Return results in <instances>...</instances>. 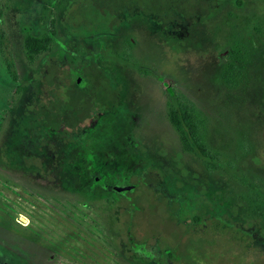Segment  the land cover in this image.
<instances>
[{
  "label": "rangeland",
  "instance_id": "1",
  "mask_svg": "<svg viewBox=\"0 0 264 264\" xmlns=\"http://www.w3.org/2000/svg\"><path fill=\"white\" fill-rule=\"evenodd\" d=\"M0 14V264H264V0H0ZM48 31L30 59L27 33ZM168 85L222 166L183 149Z\"/></svg>",
  "mask_w": 264,
  "mask_h": 264
},
{
  "label": "trees",
  "instance_id": "2",
  "mask_svg": "<svg viewBox=\"0 0 264 264\" xmlns=\"http://www.w3.org/2000/svg\"><path fill=\"white\" fill-rule=\"evenodd\" d=\"M1 16V14H0ZM55 41V35L53 32L48 31L45 35L41 37H36L32 35L31 33H27L25 37V49L27 51V55L30 59H33L36 55H38L41 52L47 51L49 49V45ZM88 53L85 55L86 58H82L81 61L84 63L83 65L85 66H91V65H96L97 61L103 56L101 55V50L98 48L94 55L91 56ZM92 60H90V59ZM88 64V65H87ZM235 69V66H229L228 69L226 70L224 77L225 81L228 83V78L231 77L233 70ZM86 73L83 72V70L79 71V77H84ZM79 83V82H78ZM79 86H82L79 83ZM52 87L48 88L47 90H51ZM166 93L169 96V109H168V118L171 123V125L179 132L180 138H181V143L182 147L185 151L195 153L197 154L201 159H203L206 162V165L209 167L210 170H214L217 166L222 164H219V160L216 157L214 153H212L207 146L205 145L204 141L202 138L199 136L200 131H199V121L198 119V114L197 112L191 107L189 101L185 96L177 92V90L168 85L166 87ZM47 106V105H46ZM50 119V117H49ZM51 131H56L54 129H51L49 126L47 127ZM155 174L151 176L152 182H147L146 184H153L157 182H161L159 179H161L162 175L160 172L155 170ZM159 175V178H158ZM151 184V187H152ZM136 184L133 185L132 190H128L127 192L121 194V195H127L129 194V197L136 191ZM261 197H262V204L264 207V192H261ZM134 203V201H133ZM134 206H136L134 204ZM138 208V206H136ZM249 235L251 234L250 231L247 232ZM252 235V234H251ZM260 239H262V243H264V231H262V234L260 235ZM153 255L152 253L149 254ZM152 257V256H151Z\"/></svg>",
  "mask_w": 264,
  "mask_h": 264
},
{
  "label": "water",
  "instance_id": "3",
  "mask_svg": "<svg viewBox=\"0 0 264 264\" xmlns=\"http://www.w3.org/2000/svg\"><path fill=\"white\" fill-rule=\"evenodd\" d=\"M81 85H82V82H81ZM119 191H125L126 189H129V190H132L133 189V187H130V188H117Z\"/></svg>",
  "mask_w": 264,
  "mask_h": 264
}]
</instances>
